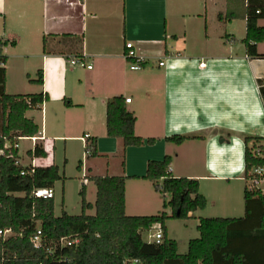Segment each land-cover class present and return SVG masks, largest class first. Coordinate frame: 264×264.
Instances as JSON below:
<instances>
[{
  "label": "crops",
  "instance_id": "0c3cea01",
  "mask_svg": "<svg viewBox=\"0 0 264 264\" xmlns=\"http://www.w3.org/2000/svg\"><path fill=\"white\" fill-rule=\"evenodd\" d=\"M238 1L0 0L4 93L48 95V101L25 115L38 126L36 137L41 139L36 144L46 154L35 164L55 165L65 177L72 162L80 163L78 178L85 189L89 177H126L125 214L150 216L170 197H162L143 179L146 165L169 156L172 176L198 180L206 199L205 209L190 215L194 230L187 244L199 237V218L243 217V138H264L257 84L264 80V59L246 54L244 19H217ZM244 4L264 7V0ZM257 24L264 27V19ZM126 42L144 62L139 71L129 70ZM256 52L264 55V42L256 45ZM77 56L91 69L69 65ZM39 69L43 85L30 84ZM116 96L131 100L126 109L136 118L134 133L144 139L142 147L123 149L120 139L106 136L105 107ZM64 99L73 106H66ZM2 124L0 107V135ZM84 135L97 139L99 156L86 158L80 141ZM174 135L194 139L166 143ZM149 138L154 145H147ZM208 206L215 213L205 214Z\"/></svg>",
  "mask_w": 264,
  "mask_h": 264
},
{
  "label": "trees",
  "instance_id": "16d2710c",
  "mask_svg": "<svg viewBox=\"0 0 264 264\" xmlns=\"http://www.w3.org/2000/svg\"><path fill=\"white\" fill-rule=\"evenodd\" d=\"M228 5L231 3L227 0ZM259 11V13H257ZM218 21L226 22L244 19L246 33L242 43L250 57L264 59L256 52V45L264 42V27L257 22L264 19V7L245 6L239 0L234 9L227 8L218 14ZM63 37L73 38L66 35ZM46 37L42 38L45 51ZM82 42L80 38L79 43ZM4 42L0 40V63H6L2 55ZM77 60H83L77 56ZM129 61H135L130 59ZM30 84L43 85V73L39 69L36 79ZM5 70L0 68V107L3 110V124L0 135V150L3 138L33 137L39 132L38 126L25 115L48 101V95L40 92L26 95L4 93ZM264 106V80L257 81ZM125 99L112 97L106 103V136L120 139L123 149L142 147L144 139L134 133L135 116L126 109ZM64 104L72 107L70 101ZM194 137L174 135L166 138V143L181 145ZM147 145L155 143L153 138ZM244 143V216L241 218H199V237L190 239L187 252L178 253V243L167 237L166 221H187L191 214L204 210L206 199L199 192V182L195 179L175 178L170 173L171 158L162 161H148L143 179L150 182L156 193L162 197V209L150 216H127L125 214L126 177H89L95 186V201L91 205L85 200V187L79 191L81 213L68 215L65 211L59 217L54 215V200L35 198V189H53L64 175L55 165L36 167L32 175L21 176V170H28L14 164V159L0 156V229H10L14 236L0 240V264H164L166 261H180L181 264H264V196L258 191H249L246 181L252 179L250 173L255 168L264 167V138L245 136ZM87 151V152H86ZM261 153L257 156L256 153ZM86 158H95L97 139L90 138L86 146ZM29 157L43 159L46 154L41 145L27 151ZM124 154H122L123 160ZM124 168V162H121ZM77 168H80V163ZM94 208V215L86 210ZM170 210V215L167 210ZM41 231L42 246L35 249L30 239L36 234L37 225ZM160 223L163 238L160 243L142 240L141 233ZM76 236L80 244L75 248L59 249L55 243L62 237ZM52 250L50 255L48 250Z\"/></svg>",
  "mask_w": 264,
  "mask_h": 264
},
{
  "label": "built area",
  "instance_id": "2783aa9c",
  "mask_svg": "<svg viewBox=\"0 0 264 264\" xmlns=\"http://www.w3.org/2000/svg\"><path fill=\"white\" fill-rule=\"evenodd\" d=\"M259 13V11H257ZM124 58L126 62L128 63L129 70L130 71H139L143 68L144 62L141 57L138 56L135 47L132 43L126 42L124 45ZM130 59H135V61H129ZM69 65L73 67H79L82 69H91L90 65H86V63L83 60H77V59H71L69 61ZM159 66H163V63H159ZM125 104L130 103V99H125ZM38 138L36 136L33 137H14L13 141L10 138H3V148L0 150V156H3L5 158H11L14 159V164L16 166H20L22 168H28V170H21L20 175H32L34 173V169L38 167L35 164V158L29 157L27 155V151L25 152L26 158L29 159V162L24 163L23 157L21 155L20 151V142L26 141L30 143V148L28 151H33L36 141ZM86 139H89V135H84L82 138H80V141L84 143V153L87 146ZM87 152V151H86ZM86 154V153H85ZM261 153H256L257 156H260ZM250 176H252V179H249L246 181V187L249 191H258L261 195L264 196V167L255 168L250 173ZM32 195L35 198H42V199H53V189H35L32 191ZM150 230H154L155 233L151 235V238L153 243H160L163 238V231L162 226L160 223L154 224ZM14 236V233L10 229H0V240L4 241L10 237ZM41 231L39 228V223L37 225L36 234L30 239V242L32 246L35 249H38L42 246V238H41ZM149 242V243H151ZM80 244V238L76 236H67L60 238L56 243L55 247L59 249L63 248H75ZM48 253L50 255L53 254V251L50 249L48 250ZM139 262L137 260L132 261V264H138Z\"/></svg>",
  "mask_w": 264,
  "mask_h": 264
},
{
  "label": "rangeland",
  "instance_id": "374dc122",
  "mask_svg": "<svg viewBox=\"0 0 264 264\" xmlns=\"http://www.w3.org/2000/svg\"><path fill=\"white\" fill-rule=\"evenodd\" d=\"M30 146L29 142L23 141L20 142V151L23 157V162H29V159L26 158L25 149ZM101 163V161H97ZM77 162H72L67 170V174L64 177V181H58L54 184L53 194H54V215L59 217L62 211H65L69 215H79L81 213V197L79 196V191L82 187L81 180L78 175ZM62 168V167H61ZM62 174V170L60 171ZM241 183H239L240 185ZM204 187L209 186V184L204 183ZM85 200L87 203L94 204L95 201V186L92 182L87 184L85 189ZM243 207V202L240 201V210ZM202 211V210H200ZM167 212V211H166ZM199 212V211H198ZM94 208L86 210V214L94 215ZM215 213L211 207H207L205 214ZM242 216V211L239 212ZM217 217V216H215ZM166 226L169 227L173 239L178 243V252L179 254L184 255L187 252V239L192 235L194 230L192 226L194 225L191 222L181 221V220H168L166 221ZM193 224V225H192ZM185 225H188V228H185ZM193 229V230H192ZM155 233L154 230H149L141 233V238L143 241H153L151 235ZM197 235V233H195Z\"/></svg>",
  "mask_w": 264,
  "mask_h": 264
}]
</instances>
